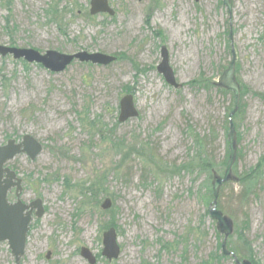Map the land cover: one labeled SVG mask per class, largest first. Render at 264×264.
<instances>
[{"label": "rangeland", "instance_id": "obj_1", "mask_svg": "<svg viewBox=\"0 0 264 264\" xmlns=\"http://www.w3.org/2000/svg\"><path fill=\"white\" fill-rule=\"evenodd\" d=\"M91 1L0 0L2 46L127 58L108 66L74 61L54 74L0 55V147L32 136L44 148L34 161L21 155L7 164L23 180L22 201L38 199L44 208L20 264H89L82 248L96 264H205L215 255L217 225L202 201L206 177L175 169L194 158L197 135L210 137L219 168L226 158L233 93L188 84L203 74L218 83L231 50L237 80L251 93L241 98L240 157L222 205L255 263L264 264V98L253 95L264 97V0H232L231 13L223 0H108L113 16H92ZM163 47L181 89L158 72ZM130 94L139 117L119 123L120 101ZM259 164L258 187L247 198L239 175ZM112 221L121 255L109 262L102 240ZM0 264H16L7 242Z\"/></svg>", "mask_w": 264, "mask_h": 264}, {"label": "water", "instance_id": "obj_2", "mask_svg": "<svg viewBox=\"0 0 264 264\" xmlns=\"http://www.w3.org/2000/svg\"><path fill=\"white\" fill-rule=\"evenodd\" d=\"M229 13L232 10V0H223ZM90 14L114 15L110 8L108 0H92ZM0 55L6 57L12 56L15 60H23L28 64H37L51 73L58 74L66 70L74 61L82 63H91L93 65L108 66L114 63L117 58L101 53L79 52L74 55H67L57 51H47L40 53L34 49H23L0 45ZM158 72L163 75L166 83L175 89H181L182 85L177 83L174 70L170 66L169 54L165 47L162 48V62L158 67ZM218 86L230 91L234 96L235 108L230 114V130L228 135L229 159L223 177H217L213 183L214 200L210 205V216L217 222L218 230L224 235L222 250L225 256H232L235 264H252L250 261H240L227 248V240L234 232L233 221L225 216L218 209V199L222 186L233 180L232 169L237 159V133L232 121L233 116L239 109L241 101V87L236 77V56L233 52L229 67L219 78ZM139 117V112L135 106L134 96L126 95L120 101L119 123H125L130 119ZM43 145L32 136H25L22 141L9 140L6 145L0 147V243L7 242L11 254L16 264L21 263L25 255L30 226L33 220L41 219L44 215V208L41 200H35L30 204H25L21 200L23 192V180L17 173L6 165L17 156L26 155L31 161L42 153ZM15 190L16 201L11 202L9 195ZM112 207L110 199H106L102 205L103 210H109ZM50 253L48 254L49 257ZM121 255V247L118 242L117 230L112 227L103 234L102 257L109 262L118 260ZM81 256L89 264H96V256L88 248L81 249Z\"/></svg>", "mask_w": 264, "mask_h": 264}, {"label": "trees", "instance_id": "obj_3", "mask_svg": "<svg viewBox=\"0 0 264 264\" xmlns=\"http://www.w3.org/2000/svg\"><path fill=\"white\" fill-rule=\"evenodd\" d=\"M9 23H10V20L8 19L7 20V28L11 29V28H9V26H10ZM11 46H16V42L14 40L11 41ZM228 49H230V48H228ZM229 56L233 57L232 50L229 52ZM121 59H127V58L124 54L123 55L121 54L117 57V61H119ZM22 63L25 66L28 64L23 60H22ZM38 66L42 67L40 65H38ZM222 69H224V68H222ZM188 86H190L192 88H197V89H207L210 92L215 91L218 94H222L225 96L232 94V92L227 91V90L219 87L218 83H213L212 81L206 79L204 74L200 75L197 79L190 82L188 84ZM240 87H241V98L243 100V98H245V96L247 94L251 93V91L245 85H243L241 82H240ZM253 95L260 96V97L264 98L260 94H253ZM242 100L240 101V106H239L238 111L236 112V114L232 118V121H233L235 127H236L237 121H239L245 113V104L242 103ZM234 108H235V104H234V98H233V108H232L231 113L233 112ZM229 117H230V115L227 116V124L228 125H230ZM229 130H230V126L228 128V133H229ZM228 133H227V135H228ZM211 137H212V135H211ZM195 138H196L195 143H194L195 146H194V149L192 150L194 155H195L194 158H192V160L189 164H185V165L181 166L180 168H176L175 171H177L178 173L187 172L188 174H192V175L196 174L197 176H205L206 177L205 191H204V194L202 195V197H203L202 201L207 208V212H206L207 214L206 215L210 216V210L209 209H210L211 203L214 200L213 183H214L215 179L217 177H219V175H222V174L224 175L225 170H226V166H227V162L229 159L230 151L228 150L226 158L224 159L223 163L221 164V167L219 168L215 162V159H213L211 157L210 152H208L209 146H210L208 141H210V137H201V136L197 135V136H195ZM227 140H228V136H227ZM239 157H240V155L238 153L237 159H239ZM260 167H261V164H259L256 168H254V170L246 172L242 175H239L238 183H240V185H242L244 187V189L247 190V193H248L246 195L247 198H249L253 193L256 192V189H257L258 184H259ZM222 169H224V170L222 171ZM159 170L164 171L163 169H159ZM221 171H222V173H221ZM235 173H237V172H235ZM231 181H233V180H231ZM231 181L225 183L222 186L221 191H220V196L218 199V209L227 217L229 215H228V213H226V210H225L224 206L222 205V198H223L222 192L230 185ZM99 195H100L99 189L94 188L93 189V196L96 200H98L97 197ZM97 203H98V201H97ZM216 225H217V223H216ZM111 227H114L118 230V226L114 221H112L108 225H106L105 229H107V228L109 229ZM215 232H216V238L218 240L217 251H216L215 255H213L209 261L205 262V264H215V263H218V262H221L224 260H230V259H232L234 261V264H235V260L232 256H225L223 253L222 243L225 239L224 235L220 233V231L218 230V227H217ZM234 237H237L236 241H234ZM165 247L171 248L172 246L166 245ZM227 248L231 253H233L238 258V260H240V261L246 260V261H250L252 264H256L255 261L253 260L252 255H251L249 240L246 238L245 234H243V231H241V229L236 228L234 230L233 234L228 238ZM246 251L249 253L248 255L246 254Z\"/></svg>", "mask_w": 264, "mask_h": 264}, {"label": "flooded vegetation", "instance_id": "obj_4", "mask_svg": "<svg viewBox=\"0 0 264 264\" xmlns=\"http://www.w3.org/2000/svg\"><path fill=\"white\" fill-rule=\"evenodd\" d=\"M13 192H14V191H13ZM13 192H12L11 194H13ZM11 194H10V195H11ZM9 200H10V199H9Z\"/></svg>", "mask_w": 264, "mask_h": 264}]
</instances>
